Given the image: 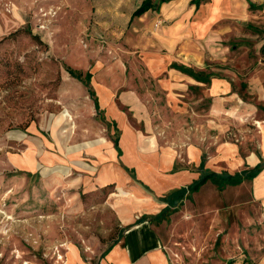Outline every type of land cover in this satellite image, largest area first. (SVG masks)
<instances>
[{
    "label": "rangeland",
    "instance_id": "obj_1",
    "mask_svg": "<svg viewBox=\"0 0 264 264\" xmlns=\"http://www.w3.org/2000/svg\"><path fill=\"white\" fill-rule=\"evenodd\" d=\"M142 1L0 0V264H64L70 244L76 248L73 264L80 260L78 251L82 261L96 264L124 236L115 183L97 187L94 173L86 172L91 180L80 178L79 166L67 158L45 162L36 154L64 150V140L49 128L50 117L64 110L75 122L69 145L102 135L119 138V128L104 121L88 89L66 67L89 71L93 89L113 92L125 123L147 140L154 137L159 147L213 153L215 145L234 143L244 159L249 154L243 153L259 148L263 7L250 9L246 21L222 20L203 30L189 22L185 35L167 41L161 30L170 19L158 23L152 11L130 21ZM172 62L211 80L195 81L170 68ZM123 94L131 99L123 101ZM10 131L24 137L9 138ZM207 155L213 154H202ZM21 157L36 168L20 167ZM66 166L72 171L62 175L58 169ZM249 187L244 181L219 191L208 182L170 207L160 222L149 220L169 264H258L264 258V220Z\"/></svg>",
    "mask_w": 264,
    "mask_h": 264
},
{
    "label": "crops",
    "instance_id": "obj_2",
    "mask_svg": "<svg viewBox=\"0 0 264 264\" xmlns=\"http://www.w3.org/2000/svg\"><path fill=\"white\" fill-rule=\"evenodd\" d=\"M209 2H204L202 5L200 3L198 7L192 4L191 0H171L162 3L159 10L154 12L162 21L170 19L173 22L162 28L164 38L168 41L169 35H185L189 29V22L192 24L193 21L205 25L222 20L246 21L250 10L249 2L254 4V8L251 10H258L261 7L264 10V0H210ZM152 11L149 10L145 14L152 13ZM197 12L196 19L191 21ZM223 87L226 88L227 86L224 85ZM94 91L99 103L98 111L104 114V121L112 124V126L115 124L120 130L118 145L121 155H119L111 139V141L109 140L110 152H108L109 146L100 147L99 150L95 147L91 151L87 149L68 151L65 146L64 150L59 152L46 151L45 153L44 149H41L37 150L36 154H40L43 159H46L45 162H56L57 159L66 161L67 158L69 164L74 163L79 166L80 172L78 170L76 172L80 178L91 180L86 172L94 173L96 176V183L94 184L97 187L102 188L115 183L117 190V186L128 181H134L133 188L137 199L115 202L122 226H129V228L125 230L122 240L100 257L96 264H169L160 239L152 230L149 221L136 223V220L144 214L153 215L160 212L165 205V202L160 201V198L171 190L186 186L197 179L201 174L199 167L203 153L213 154L205 156L203 169L218 173L228 172L229 169L233 170L229 173H234L264 163V136H262L257 150L243 153L255 155L256 160L252 163L248 160L249 155L246 159L237 156V154L242 153H240L237 144L234 143L215 145L213 153H208L206 150L203 152L201 148L196 146L183 148L182 153H178L170 147H159L157 144L153 147L141 130L135 129L127 121L125 123L122 116L123 112L118 107L113 92L106 89L102 91L94 89ZM120 99L128 101L131 98L129 94H123ZM133 101L136 102L135 98ZM105 114H108L110 118H106ZM125 139L130 141V148H127ZM82 151L90 153L89 156L80 154ZM95 151H100V154H95ZM44 154L50 155L46 158ZM82 158H90L88 160H92L95 164ZM16 162L20 167L29 170L36 168L34 163L30 164L23 157L16 158ZM116 162L118 163L117 166L115 165ZM66 167L71 170L70 166ZM110 171H112V176L109 174ZM247 182L253 200L259 202L261 206L262 219L264 220V165L260 172ZM77 256L80 260H76L75 264H88L82 261L79 251ZM258 264H264V258Z\"/></svg>",
    "mask_w": 264,
    "mask_h": 264
},
{
    "label": "trees",
    "instance_id": "obj_3",
    "mask_svg": "<svg viewBox=\"0 0 264 264\" xmlns=\"http://www.w3.org/2000/svg\"><path fill=\"white\" fill-rule=\"evenodd\" d=\"M171 0H156V2H153L152 0H143L141 4L131 13L130 15V21L134 17H140L144 13H146L149 10L158 11L160 8V5L164 2H168ZM206 2L207 0H191V3L194 4L196 7L202 2ZM249 8L253 9L254 4L252 2H249ZM37 37V36H35ZM170 68H173L181 73H183L186 76L191 77L195 81L201 82V83H208L210 82V77L208 74L202 72V71H196L193 68L186 66L184 64H177L176 62H172L170 64ZM67 72L70 74V76L76 78L82 84L88 89V93L93 99V103L96 110H99V103L96 96V93L91 85V77L92 74L89 71L82 72L81 70H76L71 67H66ZM114 128L116 127L115 124H113ZM114 146L119 152V155H121L120 148L118 145L119 138L115 137L114 139H111ZM204 161L205 156L202 157V161L200 163V176L193 180L190 184L186 186L179 187L177 189L171 190L167 194H165L161 200L167 204L164 208L161 209L160 212L153 215L144 214L139 219L136 220V223H141L143 221H149L153 220L156 222H160L162 219H164L165 212L173 211L170 210V207L175 206L177 202H181L184 198L188 197L190 194H193L194 192H197L200 187H202L207 182H210L216 186V188L219 191L224 190L227 186H236L240 185L244 181H250L252 180L261 170L264 163H259L255 165L252 168H247L241 171H237L234 173H229L227 171H222L220 173L214 172L212 170H204ZM129 226L123 227L121 234L125 232L126 229H128ZM120 238L112 242L101 254V257L104 256L114 245L119 243Z\"/></svg>",
    "mask_w": 264,
    "mask_h": 264
},
{
    "label": "bare ground",
    "instance_id": "obj_4",
    "mask_svg": "<svg viewBox=\"0 0 264 264\" xmlns=\"http://www.w3.org/2000/svg\"><path fill=\"white\" fill-rule=\"evenodd\" d=\"M193 25H195L196 28L202 29L204 28L205 24L200 22H192ZM94 82L97 83V79L93 78ZM258 126L261 127V122H257ZM256 123V124H257ZM49 128L53 129L54 134L56 136V139L63 144H65L66 149L68 151L70 150H80V149H87L90 150L92 148H95L96 146L104 147L109 145V141L105 136H99L95 140H88L83 141L77 144H68L66 143L67 140L72 136V134L75 132V122L73 121V116L70 114L69 111L64 110L59 115L51 116L49 121ZM9 138H17L22 139L24 137V133L20 131H10L7 133ZM151 144L156 146V141L154 137H151L150 140ZM125 144L127 145V148H130V141L128 139H125ZM100 153V151H98ZM249 162H254L256 160L254 154H250L248 157ZM61 168V169H60ZM58 171H61L62 175H69L70 169L69 167H60ZM42 169H46L45 167ZM94 169V167H93ZM117 193H114L115 198L117 199L116 203H119L120 201L124 200H131L134 201L137 199V196L135 194V189L131 184H123L117 186ZM140 199V198H139ZM69 253H68V260L67 262H64V264H67L69 261L73 264L74 258H72L73 255H76V248L74 245H68Z\"/></svg>",
    "mask_w": 264,
    "mask_h": 264
},
{
    "label": "built area",
    "instance_id": "obj_5",
    "mask_svg": "<svg viewBox=\"0 0 264 264\" xmlns=\"http://www.w3.org/2000/svg\"><path fill=\"white\" fill-rule=\"evenodd\" d=\"M158 23H162V20H159V22Z\"/></svg>",
    "mask_w": 264,
    "mask_h": 264
}]
</instances>
